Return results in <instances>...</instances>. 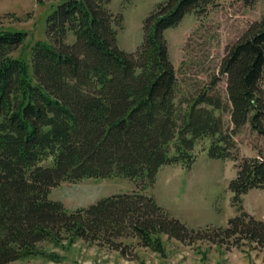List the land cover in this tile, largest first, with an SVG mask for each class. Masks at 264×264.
Listing matches in <instances>:
<instances>
[{"label": "trees", "instance_id": "obj_1", "mask_svg": "<svg viewBox=\"0 0 264 264\" xmlns=\"http://www.w3.org/2000/svg\"><path fill=\"white\" fill-rule=\"evenodd\" d=\"M110 2L60 0L47 16L49 40L32 45L30 62L12 55L27 32L0 29V264L36 256L59 262L41 244L64 248L78 239L123 252L124 240L135 238L161 256L163 235L263 246L264 220L244 209L243 195L264 187V151L236 164L230 189L240 213L216 231L187 226L140 191L74 210L49 197L60 183L84 178L124 177L144 190L164 165L190 168L203 138H211L210 157L238 161L234 135L249 125L264 136V16L226 48L227 101L213 84L182 109L164 31L217 0L159 3L135 52L119 48ZM217 111L229 112L231 129Z\"/></svg>", "mask_w": 264, "mask_h": 264}, {"label": "rangeland", "instance_id": "obj_2", "mask_svg": "<svg viewBox=\"0 0 264 264\" xmlns=\"http://www.w3.org/2000/svg\"><path fill=\"white\" fill-rule=\"evenodd\" d=\"M60 0H0V29L24 30L27 38L12 55L30 62L32 45L49 40L46 34L47 16ZM166 0H111L107 5L113 13L117 29V44L126 52H135L144 40L146 18L157 5ZM264 16V0L248 6L244 0H217L204 15L187 13L179 25L167 28L164 36L177 77V102L182 109L200 91L209 89L227 101V77L221 74L220 65L226 48L236 42L249 25ZM122 18V19H121ZM72 33L66 43H72ZM54 42V41H53ZM56 43V42H54ZM264 87V80H263ZM226 128H232L229 112L217 111ZM234 159H216L208 154L211 138L198 141L194 153L197 159L190 168L181 165H164L155 182L144 190L141 184L124 177L84 178L77 182L65 181L53 187L49 197L61 201L68 209L88 207L98 199L119 193L140 191L155 197L169 213L194 229L227 226L240 212L233 204L230 181L236 177V164L244 157L264 151V136L249 125L236 135ZM48 164V162H44ZM244 209L256 219L264 220V187L250 189L243 195ZM202 236V235H201ZM219 237H216V241ZM166 255L152 251L135 238L124 240L123 249L90 243L82 239L72 245L57 247L51 242L42 243L48 251L62 257L59 262L42 256L25 258L8 264H264V245L243 240L241 247L226 239L218 244L208 239L189 238L184 241L163 235Z\"/></svg>", "mask_w": 264, "mask_h": 264}]
</instances>
